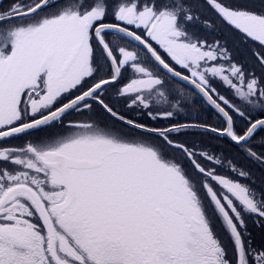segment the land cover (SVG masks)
<instances>
[{
  "label": "snow or ice",
  "instance_id": "obj_1",
  "mask_svg": "<svg viewBox=\"0 0 264 264\" xmlns=\"http://www.w3.org/2000/svg\"><path fill=\"white\" fill-rule=\"evenodd\" d=\"M249 165L264 0H0V264H264Z\"/></svg>",
  "mask_w": 264,
  "mask_h": 264
},
{
  "label": "trees",
  "instance_id": "obj_2",
  "mask_svg": "<svg viewBox=\"0 0 264 264\" xmlns=\"http://www.w3.org/2000/svg\"><path fill=\"white\" fill-rule=\"evenodd\" d=\"M8 0H4L3 3L6 6ZM196 30L200 32L201 35L205 36L209 41L213 40V39H220L223 40L225 39V37L228 35L226 31L224 30H217L215 32L212 31H204L199 25L195 26ZM229 47L233 50V57L234 59L238 60V61H242L244 60L245 57V53L243 52L242 49H239L235 46V44L231 41V39H229ZM199 107V106H197ZM74 115V114H73ZM72 115V116H73ZM86 116H83L84 118L82 119H86L88 116V113H85ZM70 119H73L72 117H69ZM102 118V117H101ZM193 119L197 118L196 114L193 113L192 116ZM201 119H207L210 123L214 121V111L211 112H206V113H201L200 117ZM77 120H82V119H78V117L76 118ZM189 139H192V137H189ZM249 167H256L255 165H249Z\"/></svg>",
  "mask_w": 264,
  "mask_h": 264
},
{
  "label": "flooded vegetation",
  "instance_id": "obj_3",
  "mask_svg": "<svg viewBox=\"0 0 264 264\" xmlns=\"http://www.w3.org/2000/svg\"><path fill=\"white\" fill-rule=\"evenodd\" d=\"M73 116H74V118L72 117L73 119H76L77 117H78V119H82V118H84L83 116H86V115L85 114L84 115L74 114ZM251 168H252V171L254 172L255 178H257V181L259 182V179L261 177H264V172H261V170L259 168H255V167H251ZM209 213L211 214L210 208H209ZM249 226H250V228L253 229L254 234L257 235V237H258L259 231L253 227L251 220H249ZM216 227H217V230H219V222L216 223Z\"/></svg>",
  "mask_w": 264,
  "mask_h": 264
},
{
  "label": "rangeland",
  "instance_id": "obj_4",
  "mask_svg": "<svg viewBox=\"0 0 264 264\" xmlns=\"http://www.w3.org/2000/svg\"><path fill=\"white\" fill-rule=\"evenodd\" d=\"M71 117H74V116H71Z\"/></svg>",
  "mask_w": 264,
  "mask_h": 264
}]
</instances>
